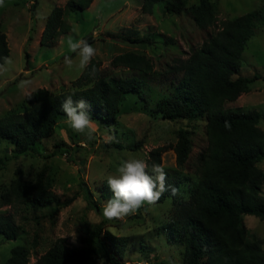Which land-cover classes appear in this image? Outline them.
<instances>
[{
	"label": "rangeland",
	"instance_id": "obj_1",
	"mask_svg": "<svg viewBox=\"0 0 264 264\" xmlns=\"http://www.w3.org/2000/svg\"><path fill=\"white\" fill-rule=\"evenodd\" d=\"M31 1L5 0V6L0 8V31L6 35L8 57L13 60L10 70L0 75V117L17 109L25 95L36 88L44 87L55 93L74 88L73 82L81 71L76 67L69 69L64 63L65 55H71L74 64L79 62V57L68 51V37L75 40L93 36L90 44L97 50L93 60L98 61V72L106 79L139 75L123 65H112L115 55L126 51L144 55L152 64V71L144 77L145 85L154 93L162 81L170 78L173 67L189 58L220 28L223 20L253 10H259L264 16V0H208L216 11V20L200 28L189 8L198 6L201 0H187V8L178 14L166 13L162 3L155 4L149 14L141 11L142 0H93L86 9L67 13L70 28L54 44L40 45L39 37L47 14L53 6L63 5L65 0H37L33 13ZM198 10L203 11V5H199ZM142 35L151 36L153 43L139 45L128 41ZM253 74L259 78L250 83L249 90L233 101L224 102L222 108L238 113L256 111L260 114L258 126L264 133V20L247 41L237 75ZM21 80L31 83L21 89L18 87ZM139 100L134 96L125 100L116 123L110 127L97 123L91 139L74 131L67 118H62L53 134L34 146L35 154L13 156L11 144L0 141V193L6 189L10 199L9 205L0 207V214L11 217L18 236L7 240L0 235V264L15 245L25 246L28 264H35L59 238L70 247L81 248L92 244L94 234L100 232L101 236L105 231L127 238L125 255L121 259L126 264L178 263L177 245L171 240L166 242V235L159 228L172 214L174 205L171 203L145 205L143 213L122 219L110 220L103 215L104 203L112 197H101L100 192L108 189L107 178L118 174L117 168L122 161L132 157L148 159L151 149L174 144L177 130L185 128L192 141L189 159L180 169L186 181L193 177L197 155L206 146L204 118L195 121L153 119L137 104ZM56 141L66 144L62 150L77 146L69 153L60 151L47 157ZM112 142L121 143L126 149L108 148L107 144ZM136 145L135 149H128ZM160 165L168 177L178 172L171 148L160 154ZM257 165L264 171V158ZM40 180L45 191H51L59 202L68 203L53 213V204L28 205L9 193L12 188L21 191L23 186L29 190ZM261 191L264 196V183ZM90 202L97 207L90 206ZM243 221L261 240L264 250V219L245 215ZM142 245L145 248L142 249ZM85 264L108 262L93 257Z\"/></svg>",
	"mask_w": 264,
	"mask_h": 264
},
{
	"label": "trees",
	"instance_id": "obj_2",
	"mask_svg": "<svg viewBox=\"0 0 264 264\" xmlns=\"http://www.w3.org/2000/svg\"><path fill=\"white\" fill-rule=\"evenodd\" d=\"M92 1L65 0L63 5L53 6L45 18L39 44H54L70 28L67 13L84 10ZM36 2L31 1L32 13ZM157 3H162L168 14H178L187 8V0H142L141 11L150 14ZM199 5H203V11L198 10ZM189 9L200 28L216 20V11L208 0H201L198 6L191 5ZM263 20L259 10L223 20L220 28L210 34L189 58L173 67L170 78L162 81L154 93L151 87L145 85L144 77L152 71V64L144 55L126 51L112 58V65H123L139 74L122 78H104L98 72V61L92 59L73 82L71 90L55 93L44 87L36 88L25 95L17 109L1 116L0 141L6 140L11 144L13 156L35 154L34 146L42 138L51 136L58 121L66 118L61 103L73 94V99L82 97L88 102L91 119L103 127L116 123L123 102L132 96L140 98L137 104L153 119L195 121L204 118L206 146L197 155L192 178L184 181L180 173L192 148L187 129L177 130L174 144L149 151V164H160V154L166 148L173 150L178 172L169 176L167 183L179 188L181 193L172 196L170 192H165L157 202L174 205L169 219L159 228L165 233L166 242L171 240L177 245L176 264H264L261 240L246 228L243 221L245 215L264 219V196L261 191L264 171L257 165L264 158V133L258 126L260 114L222 108L224 102L235 100L259 78L257 74H237L247 41ZM85 39L91 43L93 36ZM128 41L149 45L154 40L151 36L142 35ZM8 56L6 35L0 31V63ZM53 146L54 150L47 157L60 151L69 153L77 145L62 150L61 147L66 144L56 141ZM107 147L126 149L116 142L107 144ZM41 182L32 185L29 190H25L24 186L21 191L12 188L9 193L28 205L45 207L53 204V213L68 203L59 202L51 191L43 189ZM107 188L100 192L101 197L113 196ZM9 204V195L4 189L0 193V207ZM90 206L97 207L96 203ZM143 211L145 207L135 214ZM99 234H94L92 244L81 248L70 247L63 238H59L36 259L35 264H85L93 257L104 258L108 264H126L121 259L125 255L127 238L107 231L101 236ZM0 235L7 240L18 237L10 216L0 214ZM3 264H28L27 248L13 246Z\"/></svg>",
	"mask_w": 264,
	"mask_h": 264
},
{
	"label": "clouds",
	"instance_id": "obj_3",
	"mask_svg": "<svg viewBox=\"0 0 264 264\" xmlns=\"http://www.w3.org/2000/svg\"><path fill=\"white\" fill-rule=\"evenodd\" d=\"M5 6V0H0V8ZM69 53L79 57L78 64H74L71 55L64 56V63L69 68L85 70L93 57L96 48L86 39L67 38ZM0 63V75L8 72L13 65L10 57H4ZM29 80H21L18 87L24 89L30 85ZM74 95V94H73ZM73 95L65 97L61 109L67 118V123L76 132L92 138L96 121L91 119L88 109L90 105L84 98L73 99ZM150 159V158H149ZM117 175L107 178V186L113 193L103 207V215L107 219H122L135 214L145 205H155L165 192L172 196L181 194L180 189L167 183L168 174L165 168L155 162L149 164L148 159L128 158L122 161L117 168ZM175 264V262H170Z\"/></svg>",
	"mask_w": 264,
	"mask_h": 264
}]
</instances>
